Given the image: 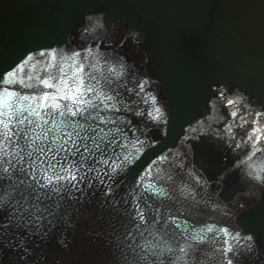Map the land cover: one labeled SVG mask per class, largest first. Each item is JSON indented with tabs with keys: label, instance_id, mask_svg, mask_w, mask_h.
<instances>
[{
	"label": "water",
	"instance_id": "95a60500",
	"mask_svg": "<svg viewBox=\"0 0 264 264\" xmlns=\"http://www.w3.org/2000/svg\"><path fill=\"white\" fill-rule=\"evenodd\" d=\"M75 53L86 82L123 73L117 87L129 110L120 115L130 130L117 194L152 179L170 199L149 203L189 224L174 247L195 245L193 230L211 225L206 241L222 248L224 229L251 237L254 251L240 264H264V0H0V81L18 72L35 85L0 88L52 92L26 75L55 76ZM49 62L56 67L43 71ZM254 132L261 137L248 147ZM97 215L92 205L75 228L30 242L27 256L0 248V264H112L107 234L94 238L106 227ZM195 246L201 254L204 244Z\"/></svg>",
	"mask_w": 264,
	"mask_h": 264
},
{
	"label": "snow or ice",
	"instance_id": "6c2138e0",
	"mask_svg": "<svg viewBox=\"0 0 264 264\" xmlns=\"http://www.w3.org/2000/svg\"><path fill=\"white\" fill-rule=\"evenodd\" d=\"M79 55L69 57L71 63L64 61L55 76L26 75L27 81L35 80L52 92L29 95L0 88V248L27 256L30 242H43L57 229L75 228L95 205L97 219L106 227L94 238L107 234L106 246L116 257L112 264H201L195 245L204 244V233L214 232V226L194 229L195 245L185 238L174 247L172 242L177 235L184 236L189 224L162 215L149 203L170 199L165 188L142 177L139 192L117 194L113 174L128 159L123 152L130 130L120 115L129 110L117 87L123 73L109 69L103 86L94 73L86 82ZM55 67L49 62L43 71ZM17 76L10 72L0 82L35 87ZM220 231L225 236L218 249L222 264H240L254 251L251 237Z\"/></svg>",
	"mask_w": 264,
	"mask_h": 264
}]
</instances>
